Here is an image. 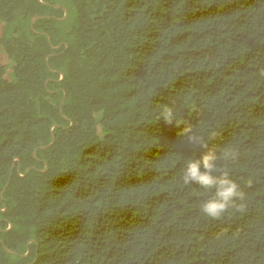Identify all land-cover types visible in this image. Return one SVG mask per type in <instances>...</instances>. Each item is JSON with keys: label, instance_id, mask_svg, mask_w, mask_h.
<instances>
[{"label": "trees", "instance_id": "16d2710c", "mask_svg": "<svg viewBox=\"0 0 264 264\" xmlns=\"http://www.w3.org/2000/svg\"><path fill=\"white\" fill-rule=\"evenodd\" d=\"M0 21V264H264V0H0ZM176 121L239 152L218 166L245 212L200 211Z\"/></svg>", "mask_w": 264, "mask_h": 264}, {"label": "clouds", "instance_id": "9594fccd", "mask_svg": "<svg viewBox=\"0 0 264 264\" xmlns=\"http://www.w3.org/2000/svg\"><path fill=\"white\" fill-rule=\"evenodd\" d=\"M261 75H264V71ZM160 115L167 124H172L175 120L172 106H165ZM176 123L185 124L180 134L186 136L190 144L199 145L205 150L199 158L188 160L182 175L185 185L195 184L205 190H214V194L200 205V211L214 220L220 219L231 209L241 213L245 212L246 204L243 203L245 192L237 182L230 178L226 169L218 166L220 161L225 163L235 161L239 157V152L234 148L226 147L218 151L215 147H209L204 138L194 132L191 123L181 121H176Z\"/></svg>", "mask_w": 264, "mask_h": 264}, {"label": "rangeland", "instance_id": "374dc122", "mask_svg": "<svg viewBox=\"0 0 264 264\" xmlns=\"http://www.w3.org/2000/svg\"><path fill=\"white\" fill-rule=\"evenodd\" d=\"M60 19V18H58ZM66 25H70L71 22L73 21V16L71 14V12H69L67 14V18H66ZM4 23L0 21V37H7L8 36V33H5L4 31ZM2 57V52H1V48H0V58ZM6 63H7V73H6V78L11 80L12 79V70H11V66H12V62L9 61V60H6Z\"/></svg>", "mask_w": 264, "mask_h": 264}, {"label": "water", "instance_id": "95a60500", "mask_svg": "<svg viewBox=\"0 0 264 264\" xmlns=\"http://www.w3.org/2000/svg\"><path fill=\"white\" fill-rule=\"evenodd\" d=\"M66 15H67V11L64 9V15H63V17L62 18H60V20H63L65 17H66ZM36 20H34L32 23H31V28H32V26H33V23L35 22ZM48 40H49V38H48ZM62 77V76H61ZM62 105V103L60 104V106ZM53 141H54V138H52V142H51V144H53ZM50 144V145H51ZM43 148H45V147H43ZM8 184V183H7ZM7 184L5 185V187L2 189V191H1V193H0V199H1V197H2V193H3V191L5 190V188H6V186H7ZM11 226V225H10Z\"/></svg>", "mask_w": 264, "mask_h": 264}]
</instances>
